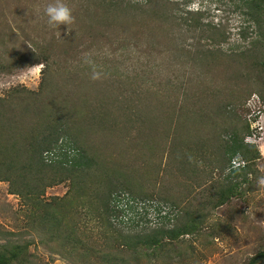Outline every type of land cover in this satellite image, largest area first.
Instances as JSON below:
<instances>
[{"label": "rangeland", "instance_id": "rangeland-1", "mask_svg": "<svg viewBox=\"0 0 264 264\" xmlns=\"http://www.w3.org/2000/svg\"><path fill=\"white\" fill-rule=\"evenodd\" d=\"M54 2L0 0V56L5 51L37 50L49 45L57 57V63L51 68V82H56L57 68L63 70L66 66L77 73L69 82L70 86L73 83L70 87L73 91L83 87L79 82L90 75V65L84 61L91 59L98 69L103 70L104 74L98 79L100 83H104L110 74L116 75L110 80L113 84L107 87L110 90L102 94L111 97V101H116V98L120 102L126 99L125 103L132 101L122 105V113L117 112V105L115 108L124 120L118 127L122 133H126L123 127L128 126L127 120L133 123L134 127L129 122L132 126L128 129H133L129 136L138 139L137 150L142 146L144 132L149 140L147 129L164 126L165 129L154 140L163 139L158 147L152 149L156 158L160 157V151L165 152L160 165L154 166L152 172L143 177H135L137 182L131 190L126 184L121 183L125 188L120 185L118 174L111 178L116 191L114 194L121 204L129 197L157 202L153 212L147 211L138 225L128 227L122 224L120 215L117 223H113L111 218L113 228L123 236L159 239V245L142 254L138 264H247L252 257L264 251V187L258 186L256 179L249 175V181L254 180L253 184L241 182L237 195L215 208L214 188L204 186L203 181L210 172L205 179L207 183L223 181L229 174V170H219L217 147L229 136L224 127L244 121L250 124L251 130L245 141L258 146L262 159L257 162L256 169L258 176H264V105L256 94L250 93L244 107L228 109L236 112L240 121L235 115H223L224 110L220 106L225 97H231L226 91L239 88L235 84L237 80L231 77L234 63L226 58L217 63L206 62L202 56L208 50H221L226 54L246 48L252 32L247 28L245 10L237 6L239 1L63 0L72 9L74 20L68 25L52 26L47 23L44 8ZM172 15L184 18L189 15L190 19L200 16L203 24L216 26L227 39L222 44L213 45L207 34L191 27V22L182 20L177 24ZM244 27L248 30L245 43L237 35ZM5 57L9 59L8 54ZM43 68V64L30 65L0 75V96L18 86L37 90ZM60 78V81L66 80L64 76H58ZM129 84L135 86L134 92H127L124 88ZM156 89L160 95L155 94ZM84 96L82 90L73 99L80 104L84 102ZM80 109L81 115L89 116L87 106H80ZM147 115H152L149 119H159L149 121ZM206 117L214 119L216 124L208 123L211 118ZM141 118H145V122L148 120L142 133L138 124ZM85 129L75 121L65 122L57 131V147L74 148V141L81 148L85 145L92 147L90 152H93L97 148L94 145L96 136L93 132L85 136ZM152 133L156 134L155 131ZM80 136L82 142L85 140L84 145L76 138ZM44 137L43 134L40 139ZM100 140L104 142L103 138ZM164 140L168 142L165 149L162 148L166 144ZM104 143L108 147L105 146L103 153L109 160L111 156L118 165L119 150L115 146L111 148L108 141ZM176 145L181 155L175 159L174 150L169 154L168 147ZM47 151L58 155L56 151ZM68 154L73 158L76 153ZM142 158L139 154L136 160L129 158L133 160L131 167L140 174L146 170ZM242 178L233 177L235 181ZM68 189V181L60 183L48 188L45 197H62ZM30 221L27 207L22 206L17 196L9 193L7 183L0 182V246L31 241L29 251L36 260L46 262L53 258L51 264H72L40 243V232L30 229ZM89 224L95 228L93 223ZM173 231H179L181 235L171 238ZM184 232L188 234H182Z\"/></svg>", "mask_w": 264, "mask_h": 264}, {"label": "trees", "instance_id": "trees-1", "mask_svg": "<svg viewBox=\"0 0 264 264\" xmlns=\"http://www.w3.org/2000/svg\"><path fill=\"white\" fill-rule=\"evenodd\" d=\"M238 1L237 6L245 10L249 26L247 28H251L252 32V38L246 48L236 49L226 54L221 53V50L217 52L208 50L202 56L206 62L217 63L226 58L234 63V73L231 77L237 80L235 84L239 88L226 91L231 97H225L220 107L224 110L223 115H235V118L240 121L239 115L228 109L244 107L251 94H256L264 105V0ZM188 16L184 18L181 15H172L177 24L182 20L185 23L191 22V27L207 34V38L212 41L213 45L226 41V35L216 26L209 23L203 24L200 16L193 19ZM247 28H240L237 32L238 39L244 43L248 36V30H245ZM7 54L9 55L8 60L5 57ZM56 60V54L49 45L38 47L37 50H15L12 53L5 51L0 56V75L12 69L44 65L41 83L37 90L32 91L18 86L10 88L0 96V182L7 183L9 193L17 196L22 206L27 207L31 218L30 229L40 232V243L55 255L65 257L72 264H138L140 256L147 253L153 246H158L160 241L158 238L149 240L141 235L123 236L119 230L113 228L111 216L116 212L114 206L119 197L114 194L116 191L111 178L118 174L120 185L125 188L122 184H126V187L131 190L137 182L134 180L135 177H143L150 171L152 172L154 166L160 165L165 152L160 151V157L156 158L152 149L158 147L163 139L162 137L158 141L154 140L157 134L165 128L160 125L154 130L147 129L148 140L144 132L148 120L145 122V118H141L138 124L141 128L140 133L144 132V135L142 146L137 150L138 139L129 136L133 129H128V126H132L133 123L127 120L128 126L123 127L126 133H122L118 127L119 123L124 120L121 119L120 114L116 113L115 108L117 105V112L120 113L122 105L132 101L125 103L126 99H123L120 102L119 98L111 101V97L102 94L110 90L107 87L113 84L110 80L116 78V75L110 74L104 83H100L98 79L93 80L88 75L79 82L83 84V87L78 91H73L70 88L73 87V83L70 86L69 82L77 73L66 66L63 70L60 67V70L57 68L56 82H51L50 78L53 76L51 68L57 63ZM58 76H64L66 80L60 81L61 78L58 79ZM86 84L88 87L85 86ZM124 88L127 92L135 90L133 84ZM82 90L85 94L84 102L78 104L73 98L74 95L77 97V92ZM155 94H159L157 89ZM133 105L134 103L131 108ZM80 106L88 107L89 116L81 115ZM147 116L149 119L152 115ZM158 119V117L150 118L149 121ZM73 121L83 129L86 128L85 136L93 132L96 136L95 142L88 138L95 143L94 145H97V148L90 152L92 147L87 148L85 145V148H81L77 146V142L73 141L74 148L71 149H73L72 153L76 154L70 158L62 146L57 147L59 141L57 131L65 122ZM208 123L212 125L216 124V121L211 118ZM224 128L229 136L217 147V158L219 170L221 172L229 170V174L223 181L215 180V182L209 181L208 183L205 179H208L211 172L205 175V178L202 177L204 186H209V189L214 188L212 197L216 198L215 208L225 205L235 197L241 182L253 184L252 182L258 177L257 162L262 159L258 146L245 141L246 137L251 134L250 124L247 121L242 124L232 125L231 123L228 128ZM153 131L156 132L155 135ZM165 133H168L167 129ZM43 134L45 137L40 139ZM135 134L136 130L134 136ZM76 138L82 142L81 136ZM99 138H103L104 142L108 141L111 148L115 146L119 150L118 165L115 160L111 159V156L109 160L107 154L103 153L107 143L99 141ZM84 142L85 140L82 142L83 145ZM164 142L167 141L164 140ZM167 143L162 146L163 149ZM168 148H170L169 154L172 149L174 150L175 159L179 154L181 155L177 145ZM47 150H55L58 158L51 163H46L43 153ZM137 154L143 157L146 167L142 174L131 167L133 160L129 158L136 160ZM152 156L153 158H149ZM233 158L243 161L244 165L234 167ZM249 175L254 178L253 181H249ZM238 176H243L241 181L233 179ZM66 181L69 183V189L64 196H52L46 199L45 194L48 188ZM108 215H110L109 221ZM89 223H93L95 228L93 229ZM179 235H181L179 231H173L170 237L175 239ZM30 246L31 241L0 246V264H51L54 262L53 258L46 262L36 260L33 253L29 251ZM263 262L264 251H261L247 264Z\"/></svg>", "mask_w": 264, "mask_h": 264}, {"label": "built area", "instance_id": "built-area-1", "mask_svg": "<svg viewBox=\"0 0 264 264\" xmlns=\"http://www.w3.org/2000/svg\"><path fill=\"white\" fill-rule=\"evenodd\" d=\"M64 150L67 153L73 152V149L70 148L68 149L64 148ZM43 158L45 159V162L51 163L53 160L57 159V155L53 154L52 151H46L43 155ZM232 165L234 167H239V166H243L244 162L237 159V161L235 160L232 161ZM155 206H157V202H154L153 200L151 201L146 199L140 200L137 198L129 197L127 201L121 204V202H119L117 199V202L115 203L114 206L116 212L112 217V222L117 223V221H119L117 220L118 219L117 216L120 215V219H121L120 221L122 224L128 227L138 225L141 219L146 214V212L148 211L151 214Z\"/></svg>", "mask_w": 264, "mask_h": 264}, {"label": "clouds", "instance_id": "clouds-1", "mask_svg": "<svg viewBox=\"0 0 264 264\" xmlns=\"http://www.w3.org/2000/svg\"><path fill=\"white\" fill-rule=\"evenodd\" d=\"M44 15L47 17V23L52 26L68 25L74 20L72 9L63 0H55L54 3H49L44 8ZM84 62L90 65V78L93 80L100 79L103 70L98 69L91 59H85ZM256 183L258 186L264 187V176H258Z\"/></svg>", "mask_w": 264, "mask_h": 264}]
</instances>
